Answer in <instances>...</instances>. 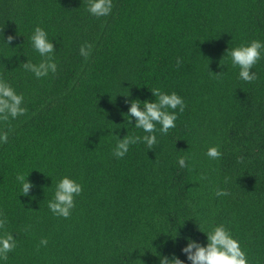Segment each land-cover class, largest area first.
I'll use <instances>...</instances> for the list:
<instances>
[{"label":"trees","instance_id":"16d2710c","mask_svg":"<svg viewBox=\"0 0 264 264\" xmlns=\"http://www.w3.org/2000/svg\"><path fill=\"white\" fill-rule=\"evenodd\" d=\"M87 3L0 0V32L14 36L0 39V78L26 108L0 120V233L17 241L0 264H159L156 253L185 259L184 237L204 243L198 226L218 223L249 264H264V53L244 81L225 52L264 41V0H112L102 17ZM35 26L57 65L40 78L22 67L42 59ZM155 88L183 98V111L170 109L175 127L160 133L157 123L150 149L138 142L117 158L118 138L146 135L128 123V102L154 99ZM212 145L216 159L206 156ZM65 175L82 191L60 217L47 201Z\"/></svg>","mask_w":264,"mask_h":264},{"label":"clouds","instance_id":"9594fccd","mask_svg":"<svg viewBox=\"0 0 264 264\" xmlns=\"http://www.w3.org/2000/svg\"><path fill=\"white\" fill-rule=\"evenodd\" d=\"M112 0H88L87 11L89 14L102 17L107 16L112 11ZM0 39L6 44L14 39L13 35L5 36L0 32ZM31 47L42 58L38 62L22 63V67L35 77H45L50 72L57 69L53 59L54 47L52 39L44 28L35 26L29 37ZM89 45H81V55L87 57ZM231 65L238 68V77L244 81H252L256 78L254 71H250L253 65L264 53V41L253 39L247 43H241L231 49H226ZM154 99H132L129 103L126 114L128 123L137 129H142L146 135L126 134L118 138L113 148V155L117 158L123 157L131 145L142 142L150 149L156 143V125L159 124V132L166 133L169 128L175 127L178 109L183 111L184 100L175 91L164 92L159 88L151 90ZM127 96V95H125ZM24 96L18 93L7 80L0 78V120L15 119L25 113L23 106ZM135 117L134 124L131 118ZM7 139L6 133H0V142ZM206 156L216 159L221 156L216 145L209 146ZM178 163L184 166V157H178ZM28 177V176H27ZM22 173L17 174L20 183V194L27 195L31 182ZM82 191V185L76 179L68 175L62 176L55 185L53 196L47 201L49 211L60 217H68L74 207V198ZM217 196L226 194L223 189H217ZM6 223V218H0V228ZM199 231L204 233L205 242L201 243L191 236H185V245L181 252L185 254V259H181L175 253L171 256L161 255L159 264H249L245 251L240 246V241L235 238L229 228L224 223H218L208 228L199 227ZM179 235V233H178ZM176 235L175 238L178 236ZM40 245H46L47 239L41 238ZM17 241L11 232L0 233V259L6 258L7 254L16 247Z\"/></svg>","mask_w":264,"mask_h":264}]
</instances>
